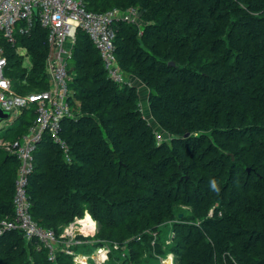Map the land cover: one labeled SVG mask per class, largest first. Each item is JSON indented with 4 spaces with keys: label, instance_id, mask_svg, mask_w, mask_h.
Instances as JSON below:
<instances>
[{
    "label": "trees",
    "instance_id": "16d2710c",
    "mask_svg": "<svg viewBox=\"0 0 264 264\" xmlns=\"http://www.w3.org/2000/svg\"><path fill=\"white\" fill-rule=\"evenodd\" d=\"M81 1L93 13L133 11L111 25L124 81L79 28L66 63L74 116L59 128L68 152L48 133L37 145L26 184L33 221L58 239L88 214L96 233L72 250L108 245L125 264L168 252L177 264H264V0ZM0 44L17 93L50 89L40 22ZM131 78L148 89L156 126ZM35 119L25 111L0 137L20 140ZM19 168L0 147V224L15 218ZM67 251L59 244L51 259L20 229L0 235V264H76Z\"/></svg>",
    "mask_w": 264,
    "mask_h": 264
},
{
    "label": "built area",
    "instance_id": "2783aa9c",
    "mask_svg": "<svg viewBox=\"0 0 264 264\" xmlns=\"http://www.w3.org/2000/svg\"><path fill=\"white\" fill-rule=\"evenodd\" d=\"M132 13V10L121 12L117 9L106 13H93L85 8L81 0H0V40L14 44L16 32H28L34 21H38L48 30L51 45L48 60L50 89L41 93L19 94L12 81L5 75L7 58L0 44V110L10 114L7 120L0 122V131L15 124L25 111L33 108L36 110V119L20 140L11 141L4 136L0 137V147L20 161L15 184V218L0 224V235L7 229H20L27 239L38 238L42 241L48 247L51 259L58 239L52 230L40 228L33 221L29 213L26 184L27 175L32 169L33 154L45 133H48L65 153L68 152L66 144L59 137L61 120L74 116L68 103L70 76L66 66L71 48L66 51L64 47L67 42H71L72 47L77 30H84L99 51L111 78L121 83L124 76L117 68L113 43L115 33L111 25L118 18L131 20ZM21 23H26L28 27L21 28ZM18 53L27 58L25 49L19 48ZM79 236L81 235L77 233L72 235L69 245L78 246L85 243ZM67 252L70 253L69 250Z\"/></svg>",
    "mask_w": 264,
    "mask_h": 264
},
{
    "label": "rangeland",
    "instance_id": "374dc122",
    "mask_svg": "<svg viewBox=\"0 0 264 264\" xmlns=\"http://www.w3.org/2000/svg\"><path fill=\"white\" fill-rule=\"evenodd\" d=\"M65 50L68 51L71 48V42H67L65 45ZM25 67H29L28 58L25 59L24 62ZM138 90L140 92L141 97V108L143 115L147 120H149L153 125L156 126L155 121L151 116V112L148 104V95L149 91L146 87L142 85H138ZM5 130V129H4ZM1 130L0 132H4ZM162 134V133H160ZM169 227H171L169 225ZM169 227H165L162 230V238L166 241L167 245L171 243V230ZM97 230V224L95 221L91 219V217L87 214L84 218L77 220L74 223L66 226L63 229L61 237L58 238L56 244L54 245V251H57L59 244H63V248L70 251V254L73 255L74 261L76 264H125L123 261L125 255H121L113 251L108 245L104 248L94 250L91 254L87 255L82 251H74L72 248L74 245H69V240L71 236L74 234H80L81 236L87 238L91 235H94ZM177 264L175 261V257L172 253L168 252L166 256L155 259L149 257L144 264Z\"/></svg>",
    "mask_w": 264,
    "mask_h": 264
},
{
    "label": "water",
    "instance_id": "95a60500",
    "mask_svg": "<svg viewBox=\"0 0 264 264\" xmlns=\"http://www.w3.org/2000/svg\"><path fill=\"white\" fill-rule=\"evenodd\" d=\"M170 64L173 65V63ZM9 117H10L9 113L0 110V122L7 120Z\"/></svg>",
    "mask_w": 264,
    "mask_h": 264
},
{
    "label": "crops",
    "instance_id": "0c3cea01",
    "mask_svg": "<svg viewBox=\"0 0 264 264\" xmlns=\"http://www.w3.org/2000/svg\"><path fill=\"white\" fill-rule=\"evenodd\" d=\"M130 83L138 88V85L144 86L141 82H139L136 78H131ZM145 87V86H144Z\"/></svg>",
    "mask_w": 264,
    "mask_h": 264
},
{
    "label": "bare ground",
    "instance_id": "6f19581e",
    "mask_svg": "<svg viewBox=\"0 0 264 264\" xmlns=\"http://www.w3.org/2000/svg\"><path fill=\"white\" fill-rule=\"evenodd\" d=\"M102 13V12H101ZM105 13V12H104ZM76 115V114H75ZM92 219V218H91ZM151 235V234H150ZM106 246V245H105ZM81 247H82V245H81ZM150 264V263H149ZM167 264H170L169 262L167 263Z\"/></svg>",
    "mask_w": 264,
    "mask_h": 264
},
{
    "label": "clouds",
    "instance_id": "9594fccd",
    "mask_svg": "<svg viewBox=\"0 0 264 264\" xmlns=\"http://www.w3.org/2000/svg\"><path fill=\"white\" fill-rule=\"evenodd\" d=\"M213 187L215 188V181H213Z\"/></svg>",
    "mask_w": 264,
    "mask_h": 264
}]
</instances>
